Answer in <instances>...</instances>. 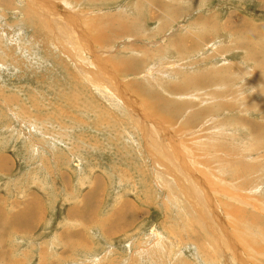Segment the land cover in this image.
I'll list each match as a JSON object with an SVG mask.
<instances>
[{"label": "rangeland", "instance_id": "rangeland-1", "mask_svg": "<svg viewBox=\"0 0 264 264\" xmlns=\"http://www.w3.org/2000/svg\"><path fill=\"white\" fill-rule=\"evenodd\" d=\"M0 264H264V0H0Z\"/></svg>", "mask_w": 264, "mask_h": 264}, {"label": "bare ground", "instance_id": "bare-ground-1", "mask_svg": "<svg viewBox=\"0 0 264 264\" xmlns=\"http://www.w3.org/2000/svg\"><path fill=\"white\" fill-rule=\"evenodd\" d=\"M181 149V148H180ZM178 167V166H177ZM178 169V168H177ZM181 169V168H180ZM183 179V178H182ZM183 182V181H182Z\"/></svg>", "mask_w": 264, "mask_h": 264}]
</instances>
